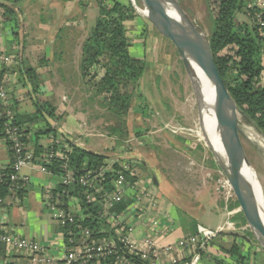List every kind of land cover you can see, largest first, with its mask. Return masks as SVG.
Listing matches in <instances>:
<instances>
[{
    "label": "crops",
    "instance_id": "1",
    "mask_svg": "<svg viewBox=\"0 0 264 264\" xmlns=\"http://www.w3.org/2000/svg\"><path fill=\"white\" fill-rule=\"evenodd\" d=\"M14 6L18 15L17 24L5 20L0 8V52L19 54V69L23 70L21 76L17 66L12 68L15 73L10 107L18 121L27 128L29 148L37 152L39 147L41 153L32 166L22 171V175L30 178V185L22 202L8 210L9 226L16 229L22 238L40 241L50 257L63 255L64 228L42 203L45 190L55 191L60 186L58 177L40 170L54 139L103 155L108 158L105 164L115 163L116 168V162L124 157L134 162L128 180L148 191L154 201H146L139 210H135L128 197L115 209V213L138 228L144 222L153 221L159 232L160 244H173L197 235L199 225L212 230L223 225L227 221L226 213V219L222 214L214 215L213 206H205L196 200L198 197L190 195L188 198L173 180L178 182L170 171L174 170V165L164 158V153L178 159L187 152L186 140L179 135L168 134V146L166 148V143L161 144L166 148L161 149L159 143L155 144L156 140L152 142L155 137L160 138L158 130L145 133L156 121L161 126L164 124L165 129L167 121L159 116V112L163 115L168 112L171 91L165 89V85L174 81L163 71L166 67L162 70L157 64V54L146 52L143 32L147 30L150 33L149 24L125 23L131 57L147 61L148 68L138 87L131 91V108L119 119L101 104L104 96L95 94V83L105 77L106 69L102 64L93 66L90 76L84 77L81 68L84 45L98 18V0H16ZM237 19L242 23L250 22L247 12L238 14ZM27 69L34 70L31 76H28ZM21 77L23 81L20 82ZM40 105L54 110L56 118L47 116V120L40 119ZM51 123L57 125L55 133H40ZM120 128L123 129L122 135L115 131ZM11 160L8 146L0 133V173L10 168ZM203 215L209 219L220 216V223L214 228L207 227L202 223ZM106 233L107 229H104L102 234ZM137 235L138 241L144 237L143 234ZM240 242L232 236L213 240L203 255V264H212L214 259L223 260L228 256L223 251L224 247H231L233 243H237L243 255L250 259L253 258L252 252L264 254L262 248H247L245 242ZM12 257V264H27L20 255L13 254ZM5 262L6 249L0 245V264Z\"/></svg>",
    "mask_w": 264,
    "mask_h": 264
},
{
    "label": "trees",
    "instance_id": "2",
    "mask_svg": "<svg viewBox=\"0 0 264 264\" xmlns=\"http://www.w3.org/2000/svg\"><path fill=\"white\" fill-rule=\"evenodd\" d=\"M15 2L16 0H0V8L5 20L17 24L18 15L14 6ZM137 2L140 3V0H137ZM207 2L210 15L208 38L215 64L242 116L252 122L264 134V10L257 7L255 4L257 0H207ZM98 3V18L84 45L81 68L83 76L89 77L90 69L93 66L103 65L106 74L99 83H95V94L96 96H104L101 104L114 116L122 119L131 108L133 97L131 91L138 87L148 68V62L134 59L129 52L130 41L125 23L136 17V10L133 5L131 3L124 4L118 0H98ZM246 12L250 22H239L237 19L238 14ZM257 15L261 17L262 23L258 21ZM159 61L161 60L159 59ZM19 64H21V56ZM19 68L20 66H17L22 76L23 70ZM33 71L27 69L28 76H31ZM19 81H23V78L21 77ZM38 114L40 115L39 118L44 120H47V116L56 118L55 111L46 108L45 105L38 106ZM46 127L40 133L50 134L56 132L57 125L55 123L47 124ZM1 129L2 124L0 123L2 136ZM26 129V126H24V141L28 145ZM115 131L117 133L121 132V135L123 133L121 128ZM115 131L114 133H116ZM71 145L72 153L69 155V165L75 175L73 185L69 188L63 186L60 164L55 163L47 166L51 171V175H55L60 181V186L55 190V193L60 194L65 202L69 201V197L78 198L81 202L83 214L87 216L82 221L83 225L95 230L92 239L98 240L103 237L109 239L112 234L107 223L100 219V207L88 204L85 201L82 196L83 189L80 186V178L87 172L106 165L108 158L85 150L76 144ZM52 148L53 144L46 154ZM198 148L202 149L201 146H198ZM36 149L37 152L33 151L34 162L41 153V148L37 147ZM110 179L111 177L108 176L106 180L107 190L111 189ZM9 186H11L10 182H6L1 187L0 197H11L8 193ZM28 188L29 186L18 193L19 203L22 202ZM65 188H68L69 194L62 197ZM237 208H240V205L237 200H234L230 204L229 210L232 211ZM229 222L235 223L238 227L236 229L244 230L243 228L248 226L241 211L233 216ZM68 229H72V227L65 228L63 233ZM104 229H107L106 234H102ZM228 232L221 236H225ZM236 235L232 234V237H236ZM248 235L253 237L250 230ZM113 239L116 240L114 237ZM257 245L260 247L258 243ZM223 251L228 256L223 260L214 259L215 264H264V256L259 257L257 252H252L254 259H250L243 255L241 247L237 243H233L231 247H224ZM213 261L210 262L214 264ZM115 263L114 259L111 263L103 262V264Z\"/></svg>",
    "mask_w": 264,
    "mask_h": 264
},
{
    "label": "built area",
    "instance_id": "3",
    "mask_svg": "<svg viewBox=\"0 0 264 264\" xmlns=\"http://www.w3.org/2000/svg\"><path fill=\"white\" fill-rule=\"evenodd\" d=\"M255 4L264 10V0H257ZM257 17L262 23L261 17L259 15ZM19 56L5 51L0 52V123L2 138L7 143L12 157L11 167L0 173V191L6 182L11 184L8 188L11 197H0V244L6 249L5 264H12L13 254L22 256L27 264H103L111 263L112 259L115 264H202L203 254L208 250L210 243L230 231L232 223L227 220L215 230L199 225L197 235L180 239L173 244H160L159 232L153 221L144 222L138 228L122 215L115 213L116 207L128 197L131 198L135 210H139L146 201H154L148 191L128 180L134 162L125 157L116 162L117 168L115 163L106 164L80 178L82 196L88 204L100 207V219L107 223L111 238L92 239L95 230L83 225L82 221L87 216L83 214L79 199L69 197V201L65 202L60 194L49 189L45 190L42 197L44 207L64 229L72 227L62 234L64 253L61 257H50L40 241L22 238L16 229L8 225V208L19 203L18 193L30 184V178L22 175V171L34 164V152L24 141V126L20 124L16 113L10 107L15 73L12 72V68L20 65ZM170 126L171 124H165V129ZM174 130V135L180 136L182 129ZM71 153L70 143L54 139L53 148L44 156L45 165L40 168L41 172L51 174L47 166L60 164L62 184L69 188L75 183L74 171L69 165ZM108 176L111 177L110 190L106 189ZM227 185L231 190L228 182ZM68 188L63 190L62 197L68 196ZM227 215L229 217L231 213ZM144 227L147 228L145 231ZM137 234H143L144 237L138 241Z\"/></svg>",
    "mask_w": 264,
    "mask_h": 264
},
{
    "label": "rangeland",
    "instance_id": "4",
    "mask_svg": "<svg viewBox=\"0 0 264 264\" xmlns=\"http://www.w3.org/2000/svg\"><path fill=\"white\" fill-rule=\"evenodd\" d=\"M118 1H122L124 4L131 3L136 10V20L133 19L126 24H144V22L146 25L149 24V29L151 30L150 33H148L147 30L143 32L146 36V52L150 53L154 51L158 58L157 64L161 66L162 70L165 66L166 68L163 71L170 76L171 80H174L173 83L168 86L165 85V89L171 91L168 112L164 115L159 112V116L165 118L168 122H166V124H171V126L168 129H164V124L161 126V124L156 121L153 126H150L151 129L146 130L145 133L158 130L157 134H160V138L155 137L152 142H155L156 140V145L159 143L161 149H166L168 146V143L166 142L167 135L176 136L173 133L176 130H174V128L182 129V132L179 134L181 138L183 137V139L186 140V143H188L185 146L187 152H183L184 154L181 155V157L179 156L178 159L171 156V154L164 153V158L169 160L170 164L174 165V170L170 171H173V175L174 177H177L178 182H176L177 180L171 175L170 176L173 178L179 190L184 192L188 198H190V195L194 198L198 197L196 200H200L205 206H213L215 208L214 215L222 214L225 219L226 214L231 213V215L227 217V220H230L241 210L240 208L232 211L229 210L230 204L234 202V200H237L234 191L233 189L230 190L228 187V180L215 162L214 156L209 147L205 141H202L197 135L198 128H201L200 108L192 84L184 70L175 46L170 41L163 38L154 26L142 16L139 10L144 9L141 2L138 3L137 0ZM178 1L182 9L191 17V19L194 20L195 24L208 37L210 15L207 0ZM153 38H155V40ZM153 41L154 44H152ZM159 59L161 61H159ZM241 116L242 114L239 113L242 122L241 129L243 131L242 142L247 157L254 168L256 180L259 182L262 192L264 193V150L259 146V138H257V136L260 135L264 142V134L252 122ZM246 129H250L251 131L249 130V132H247ZM165 143L166 148L161 145ZM198 146H201L202 149H199ZM208 203L210 204L209 206ZM218 210L220 212L216 213ZM202 217V223L210 228L216 227L220 223L221 218L220 216H213L209 219L205 217V215ZM236 228H238L237 225L232 223L231 230L225 236L231 237L232 234H237L236 238L241 241V244L245 242L247 248H253L255 246L256 250L257 248L260 250V247L257 246L258 242L255 237L248 235V231L250 230L249 226L244 227V230ZM258 255L259 257L264 256V254L260 252Z\"/></svg>",
    "mask_w": 264,
    "mask_h": 264
},
{
    "label": "water",
    "instance_id": "5",
    "mask_svg": "<svg viewBox=\"0 0 264 264\" xmlns=\"http://www.w3.org/2000/svg\"><path fill=\"white\" fill-rule=\"evenodd\" d=\"M140 2L146 11L144 17L161 36L175 46L200 110L202 104L212 109L216 120L221 124L227 160L222 158L210 138L204 135L206 144L231 185L252 235L264 250V216L253 183L256 181V174L242 142L243 131L239 125L241 112L215 64L209 39L182 9L178 0ZM194 65L200 67L209 79L214 89L213 94L200 80ZM200 124L202 125L201 116Z\"/></svg>",
    "mask_w": 264,
    "mask_h": 264
},
{
    "label": "bare ground",
    "instance_id": "6",
    "mask_svg": "<svg viewBox=\"0 0 264 264\" xmlns=\"http://www.w3.org/2000/svg\"><path fill=\"white\" fill-rule=\"evenodd\" d=\"M139 10H140V13L142 14V16H145L146 11L144 9H139ZM194 68H195L200 80L204 83L205 86L209 87L210 92L213 94L214 89L211 86V83H210L209 79L207 78V76L205 75V73L197 65H194ZM200 116H201L202 125L200 124L201 128H198L199 130L197 131V135L201 138L202 141H205V143H206V138L204 135H207L210 138V140L214 143L216 149L221 153L222 158L224 160H227V152H226V148H225L224 137L222 134L223 129H222L221 124L216 120V117L214 115L213 110L207 108L204 104H202V107L200 110ZM241 124H242L241 118L239 117L240 128H241ZM252 127H253V125H252ZM246 130H247V132H249L250 129L249 130L246 129ZM254 137H256V136H254ZM257 138H259V146L261 147V149L264 150V142L261 139V136L258 135ZM253 183H254V187H255V193L258 196V201L260 203L262 213L264 216V193L262 192L261 186H260L259 182H257V180L256 181L254 180Z\"/></svg>",
    "mask_w": 264,
    "mask_h": 264
}]
</instances>
